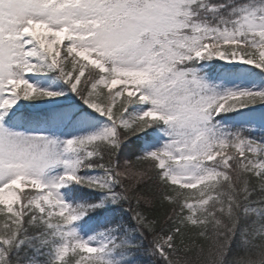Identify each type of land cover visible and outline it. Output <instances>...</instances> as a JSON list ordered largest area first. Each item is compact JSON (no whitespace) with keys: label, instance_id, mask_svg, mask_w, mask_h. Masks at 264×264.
I'll return each instance as SVG.
<instances>
[{"label":"snow or ice","instance_id":"snow-or-ice-1","mask_svg":"<svg viewBox=\"0 0 264 264\" xmlns=\"http://www.w3.org/2000/svg\"><path fill=\"white\" fill-rule=\"evenodd\" d=\"M0 264H264V0H0Z\"/></svg>","mask_w":264,"mask_h":264}]
</instances>
